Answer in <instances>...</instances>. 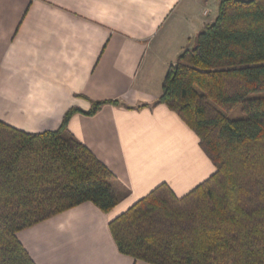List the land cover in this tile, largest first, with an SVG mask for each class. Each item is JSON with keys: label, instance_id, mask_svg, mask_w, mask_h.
I'll use <instances>...</instances> for the list:
<instances>
[{"label": "crops", "instance_id": "1", "mask_svg": "<svg viewBox=\"0 0 264 264\" xmlns=\"http://www.w3.org/2000/svg\"><path fill=\"white\" fill-rule=\"evenodd\" d=\"M219 0H0V121L70 132L128 194L109 212L85 202L17 236L37 264H151L122 254L109 223L166 183L179 197L216 167L197 134L155 104L172 65ZM185 25L186 28L182 29Z\"/></svg>", "mask_w": 264, "mask_h": 264}, {"label": "trees", "instance_id": "2", "mask_svg": "<svg viewBox=\"0 0 264 264\" xmlns=\"http://www.w3.org/2000/svg\"><path fill=\"white\" fill-rule=\"evenodd\" d=\"M0 121V264H37L17 234L85 202L111 211L129 193L69 130ZM155 104L197 134L216 171L179 197L162 183L110 221L118 250L151 264H264V0H219L171 66ZM242 105L246 117L228 111Z\"/></svg>", "mask_w": 264, "mask_h": 264}, {"label": "rangeland", "instance_id": "3", "mask_svg": "<svg viewBox=\"0 0 264 264\" xmlns=\"http://www.w3.org/2000/svg\"><path fill=\"white\" fill-rule=\"evenodd\" d=\"M186 26L183 25L182 29H185ZM229 117L233 118V119H238V118H244L246 117V113L242 110V105H238L236 108H234L231 111L227 112Z\"/></svg>", "mask_w": 264, "mask_h": 264}]
</instances>
